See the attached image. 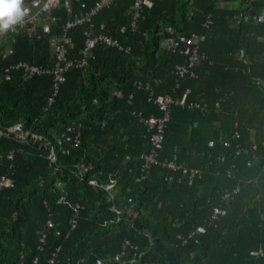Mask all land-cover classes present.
Segmentation results:
<instances>
[{"label":"trees","instance_id":"obj_1","mask_svg":"<svg viewBox=\"0 0 264 264\" xmlns=\"http://www.w3.org/2000/svg\"><path fill=\"white\" fill-rule=\"evenodd\" d=\"M97 1L71 0L55 9L50 36L39 22L34 34L19 26L0 36V131L21 124L45 138L41 147L0 137V178L15 182L0 188V264H33L36 257L38 264H76L81 258L86 264L97 258L126 264L134 257L137 264H264V23L235 24L247 13L257 18L264 0H239L237 7L217 11L221 0H154L135 29L133 0H116L92 23L68 32L66 57L73 64L60 75L56 93L52 74L28 78L22 68L7 72L20 63L51 69L50 37L64 35L66 23ZM24 6L33 12L35 0H24ZM210 12L217 35L210 31L199 44L210 60L195 68L196 77L181 78L177 70L188 55L180 50L203 32ZM91 24L124 48L94 45L85 65L76 67ZM222 35H233L232 43ZM168 38H174L173 46L164 45ZM245 49L244 56H234ZM248 54L258 62L243 65ZM193 93L204 99H192ZM244 93L250 99H240ZM184 94L188 104L202 100L197 103L209 110L171 107L158 158L176 155L201 168L200 175L190 181L181 170L160 165L142 172L143 161L136 159L149 147V130L140 121L164 113L149 99ZM68 126L77 128L80 145L64 154ZM235 189L234 199L225 202L224 195ZM77 204L82 208L76 216ZM215 207L226 215L211 223ZM199 225L204 232L182 245L178 236ZM41 232L46 242L39 248ZM127 241L134 249H124Z\"/></svg>","mask_w":264,"mask_h":264},{"label":"built area","instance_id":"obj_2","mask_svg":"<svg viewBox=\"0 0 264 264\" xmlns=\"http://www.w3.org/2000/svg\"><path fill=\"white\" fill-rule=\"evenodd\" d=\"M71 0H35V7H33V12H29V15L26 17L24 23L21 25L22 27H29V33L34 34L37 31L36 24L40 23V28L43 33L50 36L52 34L50 24L51 22H55V19L51 16L52 12L55 9H59L61 7L68 6ZM116 0H98L94 7L85 13L82 17H77L72 21H68L64 26V35L51 36L50 37V52L51 55L55 59V65L50 69L42 65H30L26 63H20L16 66H11L7 72H11V70L22 68L24 72L31 78L35 75H44V74H52L54 76L53 84L55 88V93L58 89V83L60 81V75L73 63L69 61L66 57V52L68 47L71 45L68 37V32L78 26L83 25L84 23H92V19L97 13L101 10L106 9L113 5ZM221 0L214 11L217 10H225L233 8L239 0ZM154 0H133L132 8L129 13L132 14L131 27L135 29L137 27L138 21L141 18V13L145 8H151L154 6ZM214 13L210 12L206 14L205 20L202 23V31L201 33L194 34L188 46L184 48V50H180V52L188 55V61L182 64L178 70L177 75L181 78L184 77H196L195 68L198 67L203 61H209L210 58L206 57L204 53L200 52L199 44L206 39L205 30L208 31L214 25ZM240 24L245 23L246 19L240 17ZM257 21L264 22V9L261 12ZM85 42L84 48L82 51L83 57L79 60H76L75 66L81 67L85 65L88 59V54L94 45H102L106 47H120L124 48L121 44L120 40L115 36L108 34L106 32L95 33L94 25L91 24L89 29L84 33ZM182 40H185L184 35L181 36ZM175 43L174 38H168L164 45L169 47L173 46ZM125 50L127 52L130 51V47H126ZM149 101H153L158 108L163 111V115L161 118L150 117L147 120L140 121L143 123L147 129L149 130L148 142L149 147L147 150L140 155V157L136 160L143 161L142 172H146L151 169V166L160 165L172 171L181 170L185 175H187L188 180L192 181L194 178L198 177L201 173V169L197 167H189L184 163L178 162L174 157H162L158 158L162 150V145L165 141V132L167 125L171 118V107L173 106H181L187 107L190 110L200 109L201 112H206L209 110L208 107H201V105L190 102L188 104L187 94H184L181 98H173L169 95L158 96L156 100L152 98ZM53 102V101H51ZM219 103L215 105V108H218ZM14 137V139L19 141L20 143H28V141H32L34 144H39L41 147L45 143V138L42 135L32 133L29 130L24 129L23 125L17 124L15 126L9 127L6 131H0V137ZM65 143L67 147L64 149V154H70V150L78 147L80 145V134L77 131V128L68 126L65 131ZM256 148V146H254ZM50 152V161L55 164L57 162V153L54 146H52L49 150ZM8 158L13 160V154H9ZM130 156L126 158V162L130 160ZM13 168V167H12ZM231 176V173H230ZM140 179H138L139 181ZM15 186V182L12 179L2 177L0 178V188L7 187L13 188ZM96 186V184H95ZM238 189H235L232 193H226L223 197L225 202H229L235 197V193ZM82 207L77 204L75 206L76 216L79 214L80 209ZM115 210V208H113ZM226 215V211L221 207H215L213 209L210 222L217 223ZM119 220V219H118ZM77 224L76 218L72 220V228H74ZM205 226L199 225L195 229H193L186 237L178 236V239L181 241V244H187L190 240H195L204 232ZM40 245L39 248H42L46 242V234L44 232L40 233ZM126 246H131L130 242H126L124 249ZM133 249L134 247L131 246ZM61 247H58L56 251L53 253V257L50 259V263L55 262V257L60 251ZM261 254V251H258L255 255ZM118 258V257H117ZM106 260L102 258L96 259V264H105ZM138 259L134 257L130 259L128 264H137ZM126 263V264H127ZM33 264H38V257L35 258ZM76 264H86L83 258L79 259ZM119 264H125L124 262H119ZM153 264V263H152Z\"/></svg>","mask_w":264,"mask_h":264},{"label":"clouds","instance_id":"obj_3","mask_svg":"<svg viewBox=\"0 0 264 264\" xmlns=\"http://www.w3.org/2000/svg\"><path fill=\"white\" fill-rule=\"evenodd\" d=\"M28 15L24 0H0V36L15 31Z\"/></svg>","mask_w":264,"mask_h":264},{"label":"crops","instance_id":"obj_4","mask_svg":"<svg viewBox=\"0 0 264 264\" xmlns=\"http://www.w3.org/2000/svg\"><path fill=\"white\" fill-rule=\"evenodd\" d=\"M236 1V0H235ZM234 1V2H235ZM240 4V2L239 3H237L233 8H235V7H237L238 5ZM263 10V9H262ZM262 10L261 11H259L258 13H257V18H259L260 17V15H261V12H262ZM244 18L246 19V22L245 23H243L244 25H250L251 23L254 25V26H258V27H262V25H263V23L262 22H259V21H257V18H251V15L249 14V13H247V17L244 15ZM240 22V19L238 20V22H236L235 24H240L239 23ZM224 24H225V22L224 21H222L221 22V25L224 27ZM214 27V26H213ZM212 27V28H213ZM217 27V26H216ZM215 27V28H216ZM211 28V29H212ZM211 29L210 30H208V31H206L205 30V34H206V36H208V34H209V32L211 31ZM217 28L215 29V30H212L211 32H212V36H213V31H214V33L217 35ZM210 35V34H209ZM215 37V36H214ZM222 37V39H224L225 40V42H226V40H227V42H228V44H231L232 43V37H234L233 35H232V37H230V36H228V35H225V37H223V35L221 36ZM227 37V38H226ZM206 40V39H205ZM260 40H264V36H263V39H260ZM224 44H226V43H224ZM226 48H227V45L223 48V49H225L226 50ZM246 51V49L245 50H243V51H240L239 50V52H237V54H235L234 56L236 57H242V56H244V52ZM214 52L216 53V55H218V56H220V53L215 49L214 50ZM247 53V52H246ZM231 55V54H230ZM231 56H233V55H231ZM233 56V57H234ZM250 62H251V64H252V62H258V56L257 55H255L254 57H251V55H247V57H245V60H244V63H243V65H245V66H249V64H250ZM237 68H238V66H237ZM237 74H240V72H236ZM197 74V73H196ZM237 81L238 82H240L239 84L240 85H242V87H244L245 86V81H244V79L242 78V77H237ZM252 95H257L258 94V91L256 90V89H252ZM187 99H188V97H187ZM192 99H204V96L202 95V94H199L198 95V93H193L192 94ZM240 99H250V98H248L247 97V95H246V93H244L242 96L240 95ZM194 102V101H193ZM197 102H203L202 100H198V101H196L195 103H197ZM257 102L258 101H255V102H253V103H251V105L253 106V105H255V104H257ZM197 104H199V103H197ZM201 104V103H200ZM199 104V105H200ZM203 104V103H202ZM175 152H176V150H175ZM176 155H174L173 157L176 159V157H175ZM177 160V159H176ZM178 161V160H177ZM178 162H180V161H178ZM180 163H184V164H186V165H188V163H186V162H180ZM201 169V168H200Z\"/></svg>","mask_w":264,"mask_h":264}]
</instances>
